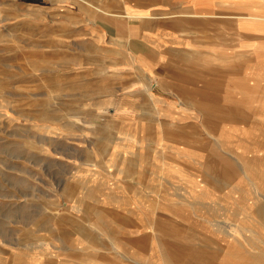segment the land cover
Segmentation results:
<instances>
[{"label":"rangeland","instance_id":"rangeland-1","mask_svg":"<svg viewBox=\"0 0 264 264\" xmlns=\"http://www.w3.org/2000/svg\"><path fill=\"white\" fill-rule=\"evenodd\" d=\"M33 2L0 0V264H159L154 229L263 264L264 0L158 22L189 38H157L180 50L156 64Z\"/></svg>","mask_w":264,"mask_h":264},{"label":"crops","instance_id":"crops-1","mask_svg":"<svg viewBox=\"0 0 264 264\" xmlns=\"http://www.w3.org/2000/svg\"><path fill=\"white\" fill-rule=\"evenodd\" d=\"M137 2L136 4L139 7L136 9L137 14L127 15L129 9L126 7L128 0H74L75 3L69 0H37V3H32V6L37 5L42 10H46L44 6H60L63 5V11L58 12L61 20L63 19L67 25L71 27V19L74 21H85L89 22L88 26L84 29L87 30L89 37L91 40L95 41V43H100V38L102 39L101 43H104L108 46V48H112L116 54H129L131 51H135L136 46L140 47V51L143 52L144 55L142 59L146 64H156L160 60V54L163 52L161 49L157 47H161L165 45L168 52H177V45L170 43V40H166V42H162L161 37L169 38V34L178 36V38H183L184 44L187 43V38L189 35L186 33H174L169 28L160 27L158 22L168 21L175 19V17L182 16L184 18H209L218 15V17H225V14L220 12L223 11V8H227L228 6H233L235 4H245L248 5L251 10L254 9L256 11L257 0H132ZM84 4L89 6L88 10L91 12L90 15L82 12L77 5ZM101 5L104 10L99 9L97 5ZM73 5V11H68L67 6ZM77 7V8H76ZM179 8L180 12H174L176 8ZM222 8V9H221ZM221 9V10H220ZM59 10V9H58ZM47 15H50L48 11L45 12ZM56 13V12H53ZM221 13V14H220ZM256 14V13H255ZM149 15V16H148ZM227 16V15H226ZM232 18H236L235 14L228 15ZM134 17V19H132ZM242 18L250 19V29L257 31L256 26L254 24V20L256 19V15L250 14L241 16ZM31 20H36L33 16L30 17ZM130 23H134L136 25L131 26ZM125 25V26H124ZM129 25V27L127 26ZM65 25L62 27V35L59 38H64V36L70 32L65 31ZM76 28V24L74 25ZM128 27V28H127ZM253 27V28H252ZM35 32V36L41 35L40 38H43L45 34L48 33L49 30L41 32L35 26L32 27ZM67 29V28H66ZM70 30V29H69ZM250 31V36H257V32ZM69 35V34H68ZM127 37V40H122V36ZM119 37H121L119 39ZM192 37V36H191ZM204 34H202L203 42L197 47L203 52L206 49V42H204ZM136 38L134 42L133 41ZM146 38H153V41L146 40ZM122 40V41H121ZM45 43L44 39L41 42L43 46ZM46 44V43H45ZM75 44V43H74ZM183 44V45H184ZM188 45V44H187ZM60 49H65V43H63V39L59 41ZM183 47V46H182ZM255 47V46H254ZM257 48V41H256ZM184 49V47H183ZM190 48H186L189 50ZM251 52H254L255 49H250ZM98 59V58H97ZM104 64H110L113 62L109 58L101 59ZM130 61L124 62L119 61V64H129ZM118 64V62L116 63Z\"/></svg>","mask_w":264,"mask_h":264},{"label":"bare ground","instance_id":"bare-ground-1","mask_svg":"<svg viewBox=\"0 0 264 264\" xmlns=\"http://www.w3.org/2000/svg\"><path fill=\"white\" fill-rule=\"evenodd\" d=\"M219 163L221 165V167L219 166L220 170L222 169L229 171L231 170L229 169L227 164L223 162H219ZM153 231H154L153 233H148L144 237H141V239H139L140 241H137V243L144 244L145 242H148L149 237L156 238L155 236L157 235L158 237L156 239L158 243L157 252L160 260L159 264H217L215 263L214 256H208L205 253L210 248V242L207 241L206 238L205 239L199 238L200 240L198 241L197 244L195 238H194L195 242H193V240L181 239L178 237L166 235L164 233L157 231L156 229H154ZM167 238H170V240ZM198 256L202 257L200 261H197ZM251 257L253 258V260H248L249 262L248 264H261V260L259 258L255 256H251ZM243 262L241 261V263Z\"/></svg>","mask_w":264,"mask_h":264}]
</instances>
